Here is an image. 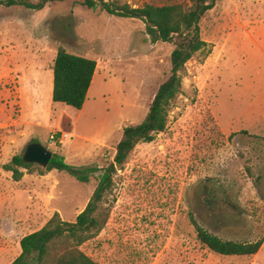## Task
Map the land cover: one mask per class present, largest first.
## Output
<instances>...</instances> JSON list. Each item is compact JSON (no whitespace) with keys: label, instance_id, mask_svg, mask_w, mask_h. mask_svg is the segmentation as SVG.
Returning a JSON list of instances; mask_svg holds the SVG:
<instances>
[{"label":"rangeland","instance_id":"obj_1","mask_svg":"<svg viewBox=\"0 0 264 264\" xmlns=\"http://www.w3.org/2000/svg\"><path fill=\"white\" fill-rule=\"evenodd\" d=\"M112 1L131 8L189 3ZM200 28L208 48L186 64L166 129L138 145L115 176L110 220L81 248L97 264H264V245L254 256L214 253L192 219L225 241L264 239V0H216ZM60 48L97 62L82 110L53 101ZM174 49L151 43L142 20L79 0L40 11L0 8V264H12L20 239L55 213L74 222L98 185L97 176L83 184L37 164L15 182L3 166L32 142L72 166L112 163L124 129L145 120L170 77ZM207 182L244 215L226 203L205 207Z\"/></svg>","mask_w":264,"mask_h":264},{"label":"trees","instance_id":"obj_2","mask_svg":"<svg viewBox=\"0 0 264 264\" xmlns=\"http://www.w3.org/2000/svg\"><path fill=\"white\" fill-rule=\"evenodd\" d=\"M70 0H0V8L22 6L33 10H43L51 3ZM90 9H102L110 15L142 20L146 25V35L151 43H173L171 55V75L159 88L145 120L136 126L124 129L123 138L116 148L112 163L104 167L98 165L76 167L65 162V158L54 154L48 171L65 172L83 184H89L98 177V185L85 210L74 222L64 221L59 213L40 230L24 236L20 240L21 254L12 264H97L82 251V246L94 240L107 226L112 213L109 198L113 192L115 176L125 168L136 147L152 143L157 134L166 129L173 101L180 94L186 73V64L197 53L204 52L208 43L202 39L200 23L204 16L214 9L216 0H189L188 4L166 5L146 4L131 8L112 0H79ZM97 62L93 59L68 53L60 48L53 65V101L76 110H82L87 101L95 74ZM247 134L246 131H242ZM34 143V142H32ZM31 143V144H32ZM35 164L24 161V155H16L3 166L12 174L15 182L22 180L24 170ZM98 174V175H97ZM199 241L211 251L222 256H254L264 245V239L254 243L225 241L198 225Z\"/></svg>","mask_w":264,"mask_h":264},{"label":"flooded vegetation","instance_id":"obj_3","mask_svg":"<svg viewBox=\"0 0 264 264\" xmlns=\"http://www.w3.org/2000/svg\"><path fill=\"white\" fill-rule=\"evenodd\" d=\"M216 185L211 184L210 182H207L205 185L202 187V193H203V203L205 207H208L209 210L214 209V208H220V204H225L227 205V208L231 210L234 213H239L238 215H244V213L239 210L236 206H234L232 203L228 202L224 198V194L219 190V189H214ZM217 187V186H216Z\"/></svg>","mask_w":264,"mask_h":264},{"label":"water","instance_id":"obj_4","mask_svg":"<svg viewBox=\"0 0 264 264\" xmlns=\"http://www.w3.org/2000/svg\"><path fill=\"white\" fill-rule=\"evenodd\" d=\"M54 154L38 143L29 144L24 154V161L47 168Z\"/></svg>","mask_w":264,"mask_h":264},{"label":"built area","instance_id":"obj_5","mask_svg":"<svg viewBox=\"0 0 264 264\" xmlns=\"http://www.w3.org/2000/svg\"><path fill=\"white\" fill-rule=\"evenodd\" d=\"M67 138H69V134H64L61 140L64 141V140H66Z\"/></svg>","mask_w":264,"mask_h":264},{"label":"crops","instance_id":"obj_6","mask_svg":"<svg viewBox=\"0 0 264 264\" xmlns=\"http://www.w3.org/2000/svg\"><path fill=\"white\" fill-rule=\"evenodd\" d=\"M89 96H90V91H89V94H88L87 100H88ZM86 102H87V101H86ZM85 104H86V103H85ZM21 239H22V238H21ZM21 239H20V240H21ZM261 249H262V248H261ZM258 253H259V252H258Z\"/></svg>","mask_w":264,"mask_h":264}]
</instances>
